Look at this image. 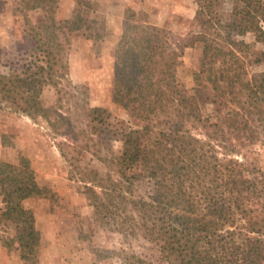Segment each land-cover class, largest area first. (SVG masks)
<instances>
[{
    "label": "trees",
    "instance_id": "obj_1",
    "mask_svg": "<svg viewBox=\"0 0 264 264\" xmlns=\"http://www.w3.org/2000/svg\"><path fill=\"white\" fill-rule=\"evenodd\" d=\"M35 1L45 12L33 35L39 52L36 70L22 77L0 75V109L43 118L56 129L66 118L45 108L41 95L45 85L58 89L66 77L58 59V32L90 28L94 8L90 0H75L72 16L60 21L57 0ZM235 1L246 12L218 25L210 13L215 0H195L202 28L196 39L204 44L200 73L230 56L233 67L210 80L215 91L220 81L231 91L239 87L244 99L237 98L238 105L218 117L206 115L178 83L181 49H174L167 30L151 24L146 12L128 8L115 51L112 100L146 125L128 132L120 155L104 158L105 175L80 165L71 171L70 179L80 185L97 221L148 241L168 264H264V171L249 156L264 138V73L244 79L241 53L248 45L233 39L235 33L253 32L264 44V0ZM107 113L90 109L91 134L99 131ZM144 182L152 188L143 194ZM44 192L28 158L18 164L0 162V216L15 221L23 260L41 241L34 213L23 202ZM114 252L103 251L99 259ZM120 257L123 264H155L135 253Z\"/></svg>",
    "mask_w": 264,
    "mask_h": 264
},
{
    "label": "rangeland",
    "instance_id": "obj_2",
    "mask_svg": "<svg viewBox=\"0 0 264 264\" xmlns=\"http://www.w3.org/2000/svg\"><path fill=\"white\" fill-rule=\"evenodd\" d=\"M90 1L94 8L90 28L58 32V59L65 65L66 77L58 89L53 84L45 85L41 95L42 105L55 115H63L64 124L53 129L43 118L32 119L14 110L0 109V162L18 164L21 157L28 158L37 182L45 188L42 196L23 202L34 213L41 234L39 247L23 260L15 221L0 216V261L5 250L11 264H123L120 255L130 252L155 264H168L148 241L126 237L97 221L80 185L70 179L75 165L105 175L108 168L104 158L120 155L128 132L146 125L133 118L128 108L112 100L115 51L123 32L124 9L136 7L148 14L150 23L167 30L174 49L179 48L182 53L176 69L178 83L206 115L218 117L237 106V98L244 99L239 87L231 91L220 81V89L215 91L210 80L212 77L217 81L222 69L232 65L230 56H223L206 74L200 73L204 44L196 39L202 28L195 0ZM57 2L56 19H69L76 1ZM245 12L235 0H215L210 13L216 24L225 25ZM44 20L45 12L38 1L0 0V75L22 77L35 72L39 52L34 29ZM226 32L221 30L225 37ZM233 39L248 45L241 53L246 64L244 79L264 73V44L257 42L255 33L243 36L235 33ZM221 40L218 43L223 44ZM257 59L259 62L255 63ZM92 108L108 112L95 134H91L89 124ZM251 151L254 154H249L250 159L257 160L264 171V138L257 140ZM140 186L143 194L152 188L147 182ZM0 208H3L1 199ZM106 250L115 254L109 259H99Z\"/></svg>",
    "mask_w": 264,
    "mask_h": 264
},
{
    "label": "crops",
    "instance_id": "obj_3",
    "mask_svg": "<svg viewBox=\"0 0 264 264\" xmlns=\"http://www.w3.org/2000/svg\"><path fill=\"white\" fill-rule=\"evenodd\" d=\"M129 6V5H128ZM131 6V5H130ZM134 10H136L137 12H144V11H138V9L136 7H130ZM128 9V8H127ZM125 9L123 11V13L125 14ZM123 14V15H124ZM152 24V23H151ZM157 26V25H156ZM3 252V261H0V264H11V257L9 256V253L7 251H2Z\"/></svg>",
    "mask_w": 264,
    "mask_h": 264
}]
</instances>
